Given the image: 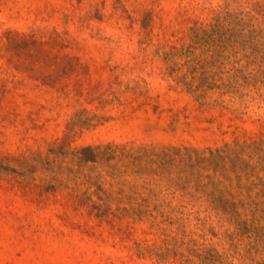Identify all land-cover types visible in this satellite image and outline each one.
Listing matches in <instances>:
<instances>
[{
    "label": "rangeland",
    "instance_id": "1",
    "mask_svg": "<svg viewBox=\"0 0 264 264\" xmlns=\"http://www.w3.org/2000/svg\"><path fill=\"white\" fill-rule=\"evenodd\" d=\"M0 264H264V0H0Z\"/></svg>",
    "mask_w": 264,
    "mask_h": 264
}]
</instances>
